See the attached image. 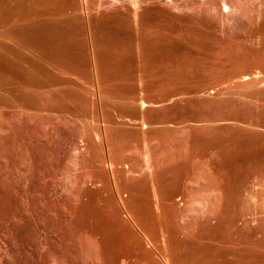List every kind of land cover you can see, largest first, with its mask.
<instances>
[{"label": "rangeland", "instance_id": "1", "mask_svg": "<svg viewBox=\"0 0 264 264\" xmlns=\"http://www.w3.org/2000/svg\"><path fill=\"white\" fill-rule=\"evenodd\" d=\"M0 264H264V0H0Z\"/></svg>", "mask_w": 264, "mask_h": 264}, {"label": "bare ground", "instance_id": "2", "mask_svg": "<svg viewBox=\"0 0 264 264\" xmlns=\"http://www.w3.org/2000/svg\"><path fill=\"white\" fill-rule=\"evenodd\" d=\"M148 151V150H147ZM147 153V152H146ZM147 155V154H146ZM153 158H155V157H153ZM152 157L151 158H149V156L147 155V157L145 158L146 160H145V166L143 165L142 167H144V170H142V167H140V168H132V170H130L131 171V173H130V175H135L136 176V178L134 177L133 179L134 180H136L137 182L139 181V180H143V181H141V182H143L144 183V185H146V186H151V188L150 189H152V192H155L154 190H155V183H154V181L155 180H153V178H152V176L151 175H153L152 174V172L153 171H156L157 170V168H159V165H160V161H158V160H156V159H153ZM122 161V160H121ZM123 163V162H122ZM161 163H162V161H161ZM163 165V164H162ZM162 165H160V166H162ZM180 165V164H179ZM137 166V165H136ZM117 167V166H116ZM167 167V166H166ZM170 168V167H169ZM164 171V170H163ZM116 173H118V176H119V174L121 175L122 173H121V171H119V172H116ZM116 173H115V175H116ZM125 173V172H124ZM165 174V173H164ZM111 175V174H110ZM106 176V175H105ZM204 176H206V182H205V185H212V187H213V185L215 184L214 183V179H213V177H212V175L210 174V172H208L207 171V173H206V175L204 174ZM203 177V176H202ZM122 178H123V176L121 175L120 177H119V182H122V181H124L125 180V178H123V180H122ZM175 178V177H174ZM204 178V177H203ZM100 179V178H99ZM106 180V184H114L115 185V188H116V184H115V180L113 179V178H110V176L109 175H107V178H105ZM200 179V178H199ZM202 179V178H201ZM205 179H203V181L205 180ZM117 180H118V178H117ZM116 180V181H117ZM122 180V181H121ZM127 180V179H126ZM129 180V179H128ZM127 180V181H128ZM130 181V180H129ZM128 181V184L130 183H134L135 181H133V182H129ZM178 181V180H177ZM118 182V181H117ZM126 182V181H125ZM124 182V183H125ZM202 182V181H201ZM136 183V182H135ZM134 183V184H135ZM164 183V182H163ZM170 183V182H169ZM121 184V183H120ZM126 185H127V182L125 183ZM138 184V183H137ZM141 184V183H140ZM172 184V183H171ZM125 185V186H126ZM133 187L134 186H136V185H133V184H131ZM107 186V185H106ZM123 186V183H122V185H121V187ZM125 186H123V187H125ZM128 186V185H127ZM131 186V187H132ZM145 186V187H146ZM183 186V185H182ZM111 187V186H110ZM129 187V189L128 190H130L131 188H130V186H128ZM127 187V188H128ZM133 187H132V189H133ZM137 187V186H136ZM144 187V186H143ZM185 187V186H184ZM215 187V186H214ZM140 188H142V187H140ZM117 189V188H116ZM115 189V190H116ZM121 189V188H120ZM123 189V188H122ZM136 189V188H135ZM135 189H134V191H135ZM144 189V188H143ZM119 190V189H118ZM174 190V189H173ZM126 191V190H125ZM134 191L132 190L131 192H133L134 193ZM156 191H157V189H156ZM181 191L183 192V190L181 189ZM138 192V191H137ZM175 192V191H174ZM181 192V193H182ZM116 193H117V191H116ZM177 193V192H176ZM129 197L131 196V193L129 192ZM156 194V193H155ZM172 194V193H171ZM192 194V193H191ZM220 194H221V192H220ZM159 195H161V194H159ZM173 195V194H172ZM170 196V197H168L167 198V200L166 201H164L163 200V202L161 201V200H159V198H161V197H159V198H157V196H152L153 197V199H149L150 201H148L147 203H148V206H149V209H151V210H153V213H152V211H151V213L152 214H155L156 213V211L162 206L164 209H171L175 214L174 215H176V217H178V218H180L181 220H183L185 223H186V226H189V224H190V219L189 218H192V217H187V216H185L184 215V213H185V211L183 210V208L181 209L180 207V203L178 204L177 202H175L174 200H173V196ZM178 195V194H177ZM116 196H118V198H120L119 197V192H118V195H116ZM167 196H168V194H167ZM166 196V197H167ZM132 197V196H131ZM145 197V196H144ZM176 197V196H175ZM186 197V196H185ZM220 197V196H219ZM218 197V198H219ZM148 198V197H147ZM145 199V198H144ZM166 199V198H165ZM176 199V198H175ZM180 199V198H179ZM120 200V199H119ZM129 200V199H128ZM146 201H147V199H146ZM179 201V200H178ZM119 202H121V200L119 201ZM144 202V201H143ZM185 202V201H184ZM134 203V202H133ZM132 205V204H131ZM123 209H124V207H123ZM129 209V208H128ZM154 210H156L155 211V213H154ZM162 210V209H161ZM160 210V211H161ZM171 210H169V211H171ZM184 211V213H183V211ZM143 211V210H142ZM114 212V211H113ZM167 212V211H166ZM140 213V212H139ZM151 213H149V214H151ZM162 213V212H161ZM165 213V212H164ZM173 214V213H172ZM134 216V215H133ZM132 215L130 216V218H129V223H128V225H130V227L131 228H133L134 230H139V229H136V226H137V224L135 223V221L133 220V217ZM154 216V218H156L155 216H156V214L155 215H153ZM152 216V217H153ZM174 218H175V216H174ZM127 219V218H126ZM135 219V218H134ZM153 219V218H152ZM159 219V218H158ZM155 220V219H154ZM176 220V219H175ZM127 221V220H126ZM147 221V220H146ZM158 221V220H157ZM178 221H179V219H178ZM203 221V220H202ZM125 222V221H124ZM115 223V222H114ZM168 223V222H167ZM174 223H176V222H174ZM152 224H153V222H152ZM155 224V223H154ZM192 224V223H191ZM125 225H127V224H125ZM127 225V226H128ZM115 226V225H114ZM165 226V225H164ZM178 226V225H177ZM129 227V228H130ZM138 228V227H137ZM159 228V227H158ZM189 228V227H188ZM191 228V227H190ZM141 229V228H140ZM160 229V228H159ZM158 229V230H159ZM162 229V228H161ZM159 230V234H158V237L160 238V239H163L164 238V236L165 235H163V230ZM134 230H132V231H134ZM156 230H157V228H156ZM155 230V231H156ZM182 231V230H181ZM136 232H138V231H136ZM158 233V232H157ZM176 233V232H175ZM132 234V233H131ZM138 234V233H137ZM143 234V233H142ZM135 235V234H134ZM133 235V236H134ZM188 235V234H187ZM136 236V235H135ZM144 236V235H143ZM157 236V235H156ZM177 236V235H176ZM185 236V235H184ZM125 237V236H124ZM153 237V236H152ZM175 237V236H174ZM132 238V237H131ZM130 238V239H131ZM117 239V238H116ZM187 239V238H186ZM163 241H164V239H163Z\"/></svg>", "mask_w": 264, "mask_h": 264}]
</instances>
